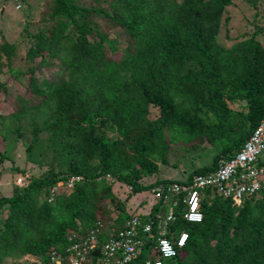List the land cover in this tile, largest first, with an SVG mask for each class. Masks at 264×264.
I'll return each instance as SVG.
<instances>
[{
	"label": "trees",
	"instance_id": "obj_1",
	"mask_svg": "<svg viewBox=\"0 0 264 264\" xmlns=\"http://www.w3.org/2000/svg\"><path fill=\"white\" fill-rule=\"evenodd\" d=\"M20 1L14 0L18 10ZM114 1L108 11L76 0H50L42 19L54 21L51 29L27 34L32 41L28 61L40 58L46 66L57 58L67 77L53 84L37 80L35 68H28L29 97L18 95L8 115L18 135L29 119L27 160L47 170L0 198V210L7 208L0 217V264H50L53 251L64 250L73 235H89L98 222L102 232L95 253L101 256L103 244L135 215L128 213L132 195L160 189L163 198L171 184L190 185L195 175L213 172L219 158L233 156L264 121V45L257 39L264 27L254 24L230 48L221 45V21L232 0ZM241 1L254 9L264 4ZM94 15L105 20L103 32L96 22L90 27ZM20 44L0 42V75L8 72L17 83L20 74L12 62ZM0 87L4 90L1 81ZM235 103L242 110L231 109ZM179 142L221 150L211 165L196 168L184 180L144 183L159 172V163L167 164L170 146ZM34 148L38 159H33ZM3 160L10 157L0 152ZM115 181L125 185L119 191L129 188L124 199L113 194ZM213 190L200 191L199 223L183 217L185 193L172 198L175 218L163 233L175 249L171 257L157 251L166 210L162 201L139 216L151 224L153 235L140 231L143 244L132 264L148 259L159 264H264V184L241 206ZM182 232L187 238L178 247Z\"/></svg>",
	"mask_w": 264,
	"mask_h": 264
},
{
	"label": "rangeland",
	"instance_id": "obj_2",
	"mask_svg": "<svg viewBox=\"0 0 264 264\" xmlns=\"http://www.w3.org/2000/svg\"><path fill=\"white\" fill-rule=\"evenodd\" d=\"M49 1L31 0L30 3L21 0L19 2L21 8L18 10L14 0H0V42L6 40L9 43H21L12 62V68L20 74L19 83L14 79L12 80V76L8 75V72L0 75V81L4 85V90L0 87V152L10 157V160L0 162V198L9 197L13 188L26 186L28 179L38 177L47 170V166L41 167L27 160L26 146L32 140L29 119L25 118L23 120L22 130L18 135L13 131L14 128L10 127L8 115L13 111L18 95L24 98L29 97V89L27 88L29 84L28 68H35L34 78L37 80L46 79L53 84L67 77L64 66L57 58V60L49 61L46 66L40 65V58H36L33 62L28 61L26 58L27 49L32 44L31 38L27 34L35 35L42 31L47 33L54 23L53 20L44 21L42 19L51 5ZM76 2L77 5L84 7L94 5L108 11L113 10L112 3H115L113 0H76ZM89 19H94L90 24L91 28H94L93 23L96 22L99 30L103 32L105 20L100 15H94ZM257 23L259 26L264 27V4L254 9L241 0H232V4L225 9L221 21L218 36L219 43L226 48H230L242 34L251 33L253 25ZM105 34L107 35V32ZM108 36L115 37L114 30H109ZM94 39L98 40L99 38L95 35ZM257 39L261 45H264V34L259 35ZM119 55V53H111L108 56L118 58ZM229 106L235 111L242 110L240 103L230 104ZM37 150L38 148H34L33 159H38ZM220 150L221 147L216 148L209 144L199 145L197 149L189 148L188 145L182 142L173 144L166 155L167 164L159 163V172L155 176L147 178L144 183L149 184L156 179L184 180L196 168L211 165L213 158ZM123 186L125 185L123 184ZM123 186H120L117 181L112 184L113 194L119 196L120 199H124L130 191L129 188L126 190L128 192L125 193L119 191L125 189ZM121 192L122 194H120ZM158 200L156 189L138 192L132 195L128 201V209L130 208L128 213H134L137 216L147 215L151 206ZM6 213L7 208L1 209L0 217H3ZM22 260L32 262L31 257H24ZM7 264H10V262Z\"/></svg>",
	"mask_w": 264,
	"mask_h": 264
},
{
	"label": "built area",
	"instance_id": "obj_3",
	"mask_svg": "<svg viewBox=\"0 0 264 264\" xmlns=\"http://www.w3.org/2000/svg\"><path fill=\"white\" fill-rule=\"evenodd\" d=\"M16 8L18 9L19 5ZM263 184L264 121H261L233 156L217 160L213 172L206 175H195L192 178V183L187 186L171 184L168 194L163 198L159 194L160 189H157L158 199L166 208L164 220L160 222L162 230L156 239L157 251L165 258L171 257L175 253L172 243L163 237L167 222L175 218L174 208L177 202H172L174 195L185 193L187 210L183 213V217L189 223H199L203 218L199 209L200 191L211 187L212 190L215 189L216 195L230 200L236 206H241L244 201L257 196ZM160 216L157 214V217ZM140 231L149 237L153 235L151 224L143 223L139 216L133 215L114 238L103 244L100 248L101 257L95 253L98 248L97 236L102 232V224L98 222L89 235L83 238L73 235L69 238L70 242L64 250L53 251L50 264H132L139 256L143 244ZM186 238L187 234L184 232L179 235L178 247L184 245ZM145 264H159V262H152L148 259Z\"/></svg>",
	"mask_w": 264,
	"mask_h": 264
},
{
	"label": "crops",
	"instance_id": "obj_4",
	"mask_svg": "<svg viewBox=\"0 0 264 264\" xmlns=\"http://www.w3.org/2000/svg\"><path fill=\"white\" fill-rule=\"evenodd\" d=\"M130 209V208H129Z\"/></svg>",
	"mask_w": 264,
	"mask_h": 264
}]
</instances>
